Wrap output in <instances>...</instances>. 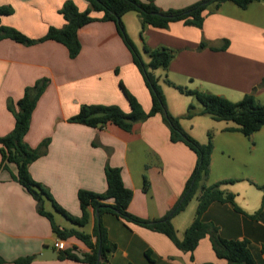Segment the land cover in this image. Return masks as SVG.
I'll list each match as a JSON object with an SVG mask.
<instances>
[{
    "label": "crops",
    "instance_id": "crops-1",
    "mask_svg": "<svg viewBox=\"0 0 264 264\" xmlns=\"http://www.w3.org/2000/svg\"><path fill=\"white\" fill-rule=\"evenodd\" d=\"M66 1L69 0H0V6L13 9L12 15L1 18V23L32 39H40L50 27L61 29L66 25L60 14ZM70 1L81 12L90 8L86 0ZM202 1L155 0V4L161 11H168L183 10ZM93 15L102 17V13ZM123 23L146 62L149 58L144 53L145 45L152 49L166 47L175 53L168 70L155 72L166 95L174 94L165 87L168 79L177 86L222 95L232 102L254 94L264 105V86H261L264 2H254L247 9L231 2L218 9L211 6L205 12L202 28L185 25L182 21L171 23L167 29L149 26L143 33L144 39L139 34L142 23L136 12L125 14ZM78 36L82 49L76 58L70 57L66 46L52 40L32 46L11 39L0 40V137L10 134L15 127V117L9 108L17 106L28 88L47 80L25 136V142L33 149H40L44 141H49L47 148L41 149L40 158L30 165L32 178L46 187L69 214L80 217L79 192L104 194L107 191L105 170L117 168L122 172L124 185L133 191L130 213L151 222L162 219L180 201L196 167L197 155L184 143L171 141L170 129L161 115L136 123L131 132L113 124L93 128L71 122L83 105H116L129 112L122 85L136 97L146 113L152 108V97L144 78L113 22L96 21L82 28ZM225 41H229L227 50L211 49L221 48ZM202 42L208 47L200 48ZM176 99L178 107L167 99L174 117L185 115L191 104L201 107L192 96L181 94ZM210 120L207 116L182 119L181 126L201 144H206L207 140L203 132L196 136L199 125L205 129L214 127L217 135L227 134L224 138L238 141L240 133H225L235 124ZM254 136L264 146V127ZM244 143L242 140V145ZM244 148L247 147H214L207 181L208 185L230 179L240 181L239 185H224L222 190L235 195V203L242 212L232 204L215 202L203 219L217 226L223 238L247 241L256 263L264 264V222L249 218L262 207L264 191L259 186H264V182L259 179H264V158L259 157V176L248 169L240 177L241 170L218 164L214 156L219 150L224 155L237 152L247 160L242 153ZM16 175L14 164H8L0 174V256L6 264L27 257H34L30 264H85L59 259L55 247L59 239L50 221L38 213L36 200L13 179ZM144 177L149 184L147 191ZM44 207L56 220L58 213L52 204L46 201ZM197 207V200L190 202L185 211L172 219L179 239H183L193 223ZM89 212V224L83 228L66 219H58L56 224L93 234L100 221L93 209ZM100 220L110 242L117 247L108 264H228L217 258L208 237L200 241L193 253H188L178 249L166 235L129 224L116 215L104 214ZM64 242L66 249L75 248L79 255L90 251L76 238ZM48 251H57V258L38 259ZM148 251L150 258L146 255Z\"/></svg>",
    "mask_w": 264,
    "mask_h": 264
},
{
    "label": "trees",
    "instance_id": "trees-1",
    "mask_svg": "<svg viewBox=\"0 0 264 264\" xmlns=\"http://www.w3.org/2000/svg\"><path fill=\"white\" fill-rule=\"evenodd\" d=\"M86 2L90 8L81 12L73 1H66L60 10L66 25L61 29L50 27L47 34L40 39H32L15 28L2 25L1 18L12 15L13 9L0 6V40L11 39L26 46L52 40L66 46L70 57L76 58L82 49L78 36L82 28L96 21L113 22L124 44L131 52L135 66L144 78L152 97V108L150 112L146 113L136 97L131 95L122 85L121 88L130 106L129 112L116 105H83L80 112L70 121L93 128L113 124L124 131L131 132L136 123L161 115L170 129L171 141L184 143L197 155V164L186 183L185 191L177 205L164 218L151 222L130 213L129 206L133 198V191L124 185L120 169L107 167L105 170L107 191L104 194H99L81 190L78 199L82 215L75 217L69 214L54 200L49 190L36 182L30 173V165L40 158L41 149L47 148L49 144V141H44L40 149H33L25 142L33 111L47 87V80H42L28 88L23 98L18 101L17 106L9 108L15 117V127L10 134L0 137L2 156L0 174L3 169L7 168L8 164L16 165L17 175L13 176V179L36 200L38 213L50 221L54 235L59 240L64 241L76 238L86 244L90 250L81 255L76 253L75 248L59 251L60 260H71L85 264H108L110 255L116 251L117 247L110 242L107 230L101 220L96 225L93 234H87L75 228H61L56 224L54 215L45 210L46 201L52 204L55 212L79 228L89 224V209L91 208L100 216V219L104 214H113L129 224L164 234L178 249L184 252L193 253L198 248L200 241L208 237L217 258L226 260L228 264H257L247 241L227 240L220 235L217 226L204 221V214L215 202L232 204L237 211L242 212L235 203V195L222 190L224 185L234 184L237 180L230 179L212 185L207 184L214 150L212 140L210 138L207 144H201L184 131L181 120L207 116L217 122H232L235 127L228 128L227 131L238 132L250 138L264 127V105L256 99L254 94L245 95L239 102H232L225 96L177 86L166 79L167 84L176 88L181 94L195 97L201 105V108H198L191 104L185 115L174 117L168 111L166 98L155 72L159 69L168 70L175 58V53L166 47L152 49L145 45L144 53L149 58V62H146L142 52L129 36L123 23V17L129 12L138 14L142 23L141 37L143 38V33L149 26L167 29L171 23L182 21L185 25L202 28L205 12L211 6L218 9L222 4L231 2L241 9H247L250 4L264 2V0H203L183 10L169 11H161L156 6L155 0H145L144 2L141 0H86ZM94 12L102 13V17H94ZM207 47L206 42H202L200 45L202 49ZM228 47L229 41H225L221 48L211 47V49L225 51ZM261 86H264V79ZM148 189L149 184L147 178L144 177V190L147 191ZM259 189L264 191V186H259ZM194 198L198 201L196 217L186 229L183 239H179L172 219L185 211ZM249 218L264 222V198L260 210L249 215ZM146 255L150 258L149 251L146 252ZM33 260L34 257L22 258L15 261L14 264H30ZM0 264H6L1 256Z\"/></svg>",
    "mask_w": 264,
    "mask_h": 264
},
{
    "label": "rangeland",
    "instance_id": "rangeland-1",
    "mask_svg": "<svg viewBox=\"0 0 264 264\" xmlns=\"http://www.w3.org/2000/svg\"><path fill=\"white\" fill-rule=\"evenodd\" d=\"M137 28H139L138 25H137ZM139 34L141 36V31H140ZM165 87L169 88V91H171V92L174 93L173 96H170V95H166V93H164V91H163V93L165 95V98L168 96V98H166V103L169 100V102H172V104L174 105V107H178V101H177V99L175 101V97L177 98L178 95H181L180 91H178L176 88H174L173 86H171L169 84H166ZM182 95H184V94H182ZM185 96H187V95H185ZM167 107H168V103H167ZM198 108H201V107H198ZM168 111H169V109H168ZM183 120H185V119H183ZM210 121H212V120H210ZM223 123L224 124L225 123H231L232 124V122H223ZM200 132H203L204 136H206V140H207L206 144L208 143L209 139L211 138L213 147H247V148H244L242 150V153L247 157V160L243 159V157L239 153H237V152L236 153L230 152V153L224 155L222 153V151L219 150L218 152H215L214 156H217L218 164H221V165L224 164L225 166H227L229 168L241 170V173L238 174V176H240V177L243 176V173L244 172H247L248 169L249 170L250 169H253V172L254 173H257L258 176H259V173H258L259 171H258L257 167H259V163H260L259 161L261 160V159H259V157L262 156V159L264 158V154H263L264 153V151H263V149H264L263 147L264 146L258 140L259 138L257 136L255 137L253 135L252 137L249 138V137H246V136H244L242 134H239L240 136H239L238 141H235L233 138L232 139H226V138H224L225 135H227V134H219V135H217L216 134V129L214 127H208V128L205 129V127H203L201 125L196 126V136H199V133ZM228 132L229 133H232L231 131H225V133H228ZM226 137H231V136H226ZM240 139H242L243 141H245V143L243 145H242V140H240ZM232 178H235V177H232ZM259 180H260L261 183L264 182V181H262L264 179H259ZM238 182H240V181H238ZM238 182H235V184H233V185H239V184H241V183H238ZM236 183H238V184H236ZM230 185H232V184H230ZM196 200L197 199L194 198L192 200V202L195 203ZM48 209L49 210L50 209L52 210V208H50V207ZM56 215H57L56 216L57 219L55 220V222L57 224L59 222L58 219H62V220H65L66 219L62 215L59 216L60 214H56Z\"/></svg>",
    "mask_w": 264,
    "mask_h": 264
},
{
    "label": "water",
    "instance_id": "water-1",
    "mask_svg": "<svg viewBox=\"0 0 264 264\" xmlns=\"http://www.w3.org/2000/svg\"><path fill=\"white\" fill-rule=\"evenodd\" d=\"M97 220L98 222L100 221V216L97 214ZM58 256L57 251H48L46 253H42L38 256V259L40 260H51V259H56Z\"/></svg>",
    "mask_w": 264,
    "mask_h": 264
},
{
    "label": "built area",
    "instance_id": "built-area-1",
    "mask_svg": "<svg viewBox=\"0 0 264 264\" xmlns=\"http://www.w3.org/2000/svg\"><path fill=\"white\" fill-rule=\"evenodd\" d=\"M56 249L58 251H64L66 249V244L63 240H58L55 244Z\"/></svg>",
    "mask_w": 264,
    "mask_h": 264
}]
</instances>
